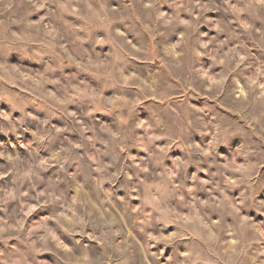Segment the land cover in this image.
<instances>
[{
    "label": "rangeland",
    "instance_id": "1",
    "mask_svg": "<svg viewBox=\"0 0 264 264\" xmlns=\"http://www.w3.org/2000/svg\"><path fill=\"white\" fill-rule=\"evenodd\" d=\"M0 264H264V0H0Z\"/></svg>",
    "mask_w": 264,
    "mask_h": 264
}]
</instances>
